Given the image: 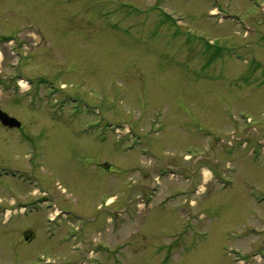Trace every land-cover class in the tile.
Listing matches in <instances>:
<instances>
[{
	"label": "rangeland",
	"instance_id": "obj_1",
	"mask_svg": "<svg viewBox=\"0 0 264 264\" xmlns=\"http://www.w3.org/2000/svg\"><path fill=\"white\" fill-rule=\"evenodd\" d=\"M20 73L44 96L6 91ZM0 109L23 122L0 162L26 160L25 131L39 151L0 179V264H80L82 235L96 264H264V0H0Z\"/></svg>",
	"mask_w": 264,
	"mask_h": 264
},
{
	"label": "flooded vegetation",
	"instance_id": "obj_2",
	"mask_svg": "<svg viewBox=\"0 0 264 264\" xmlns=\"http://www.w3.org/2000/svg\"><path fill=\"white\" fill-rule=\"evenodd\" d=\"M23 77V76H21ZM19 79H13L11 80V86H12V91L15 92L17 90V82H18ZM44 82L45 79H42V78H39V82ZM34 80H31L29 82V87H28V91L29 93L32 92V90L34 89ZM30 112H34V111H30ZM35 113V112H34ZM1 124V123H0ZM23 126V122L21 121V126L20 127H6V126H3L4 128L6 129H10V131H14V130H20ZM43 134H39L37 136V138H41ZM8 140V139H7ZM17 140V139H16ZM21 140V139H20ZM34 141L33 138H32V135L31 134H27V131H25L24 135L22 136V140L20 142V147L25 145V147H27V150H26V153H27V157H26V160L24 161V157L22 159V161L20 160V163L18 164V167L16 166H13L11 165V163H5V162H0V179L2 177H5V176H11V177H16L18 179H21L20 177H24V176H27L25 171L26 170H30V169H27L28 166L27 164L31 165V170L30 171H33L35 172L36 168H38L39 164L37 162V159H39V151H36L34 147ZM7 143L6 146L4 147H7L9 148L10 146H12V142L11 143H8V141H5ZM18 142V140H17ZM13 148H16L15 146H12ZM4 151H7L5 150V148L3 149ZM8 152H11V150ZM24 161V162H23ZM23 164L22 167H20L21 165ZM110 166H108L109 168ZM23 168V169H22ZM88 170V169H87ZM89 171V170H88ZM43 195H45L47 197V195L45 193H43ZM53 203V201H50V200H44L43 201V205L47 206L48 209H52L53 208V205H51ZM36 207H37V204H35L32 208L31 211H34L36 210ZM130 208H132L131 212H133V204H130L127 206V210L129 211ZM115 215L118 217L120 215V213L118 211L115 212ZM83 236V239H82V245H83V249H84V252L85 254H89L91 251L95 250V249H98V250H105L106 249V246H104L103 244H101V242L99 243H91L89 242L88 238L85 236V235H82ZM71 239H76V235L73 234L70 236ZM86 245L87 248L84 246ZM92 245V246H91ZM59 247H56L55 249H58ZM86 259L87 260H90V257H88L86 255Z\"/></svg>",
	"mask_w": 264,
	"mask_h": 264
},
{
	"label": "water",
	"instance_id": "obj_3",
	"mask_svg": "<svg viewBox=\"0 0 264 264\" xmlns=\"http://www.w3.org/2000/svg\"><path fill=\"white\" fill-rule=\"evenodd\" d=\"M0 119L4 122L5 125H10V126H19V123L14 124L11 121L14 120V118H11L7 113L4 111L0 110Z\"/></svg>",
	"mask_w": 264,
	"mask_h": 264
}]
</instances>
